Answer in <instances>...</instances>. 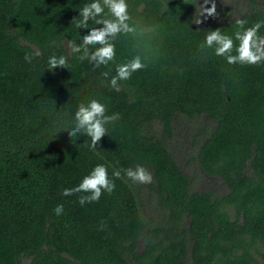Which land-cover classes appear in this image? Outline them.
I'll return each instance as SVG.
<instances>
[{
	"label": "trees",
	"instance_id": "1",
	"mask_svg": "<svg viewBox=\"0 0 264 264\" xmlns=\"http://www.w3.org/2000/svg\"><path fill=\"white\" fill-rule=\"evenodd\" d=\"M90 2L0 0V264H264V62L229 64L201 47L210 30L232 36L237 19L264 21V6L196 27V0H126L129 30L108 38L115 58L94 67L79 60L83 37L113 17L99 0L105 11L77 28ZM52 55L68 68L49 70ZM134 59L145 67L111 87L116 66ZM93 98L118 114L95 150L83 132L68 135ZM178 116L196 123L191 159L225 192L190 189L164 141ZM97 164L111 194L83 206L78 197L90 193L63 195ZM137 164L153 176L160 221L151 226L140 183L112 174Z\"/></svg>",
	"mask_w": 264,
	"mask_h": 264
},
{
	"label": "clouds",
	"instance_id": "2",
	"mask_svg": "<svg viewBox=\"0 0 264 264\" xmlns=\"http://www.w3.org/2000/svg\"><path fill=\"white\" fill-rule=\"evenodd\" d=\"M103 3L107 6V10L113 19H95V23L102 24L103 27H92L88 34L83 37L85 55L79 57V60L82 61L87 56L93 62L94 67L101 65L107 66L115 58V45L109 43L108 38L115 36L122 30H129L126 24V21L129 19L126 0H103ZM209 3H211L210 7L204 6ZM104 11L105 8L101 6L99 0H92V2L85 4L80 9L81 19L75 21L76 27L87 26L89 18H96ZM201 14H206L205 18L209 16L215 18L217 16L215 0H203V3L200 4ZM235 22L238 30L232 36L223 34L220 28L210 30L201 47L214 49V54L224 57L229 64L258 65L264 62V36L258 34L259 29L264 26V21H257L247 28L245 27L247 23L245 20L237 19ZM234 41H238V44L234 43ZM90 44L97 45V47L88 55L87 45ZM68 46L73 53L81 50V46L73 44L71 40L68 41ZM233 52L235 54H232ZM25 60L30 61L31 57L26 54ZM48 65L49 70L56 68L58 65L68 68L67 59L64 56H50ZM143 67L145 66L140 63L139 59L118 64L115 69L116 75L112 76L110 80L111 87L119 90L116 87L118 81L129 79L133 72ZM103 75L106 77L107 73ZM105 113V105L95 98L90 99L87 104L80 103L74 112V127L68 129L69 137L76 136L78 132H83L84 135L90 137L89 147L95 150L101 137L107 133L105 125L118 118V114L109 116ZM121 171L133 183H152V173L139 164L135 168L113 170L112 174L116 178H121ZM102 190L103 192L111 194L115 190V184L108 178L106 166L97 164L82 178L76 187L64 189L63 195L70 196L81 192L90 193V195H81L78 197L77 202L83 206L85 203L98 201L102 195ZM53 211L55 214L61 215L64 211L63 205H56Z\"/></svg>",
	"mask_w": 264,
	"mask_h": 264
},
{
	"label": "rangeland",
	"instance_id": "3",
	"mask_svg": "<svg viewBox=\"0 0 264 264\" xmlns=\"http://www.w3.org/2000/svg\"><path fill=\"white\" fill-rule=\"evenodd\" d=\"M202 3L203 0H196L194 6L193 25L196 27L237 17L254 6H264V0H215L217 16L215 18L210 16L205 18L206 14L200 15V4ZM204 6L210 7L211 3ZM206 122L202 118L199 120V123ZM209 123L212 125L211 122ZM154 128L158 129V126L154 125ZM195 128L196 123L193 120L178 116L173 123L172 136L165 138L164 141H166V145L176 162L190 178L191 190L209 189L214 193H223L226 191V187L220 179L202 172L191 159L192 150H195V146L191 143L195 141L193 137ZM137 188H139L138 194L145 222L149 226L158 223L160 221V210L152 190L147 186V183H140ZM137 249H141V244L137 245ZM22 264H25V259H23Z\"/></svg>",
	"mask_w": 264,
	"mask_h": 264
}]
</instances>
